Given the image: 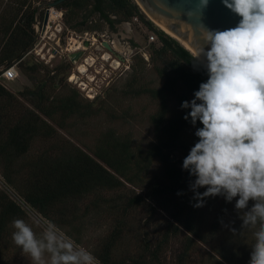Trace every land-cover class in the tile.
Here are the masks:
<instances>
[{"label": "trees", "instance_id": "obj_1", "mask_svg": "<svg viewBox=\"0 0 264 264\" xmlns=\"http://www.w3.org/2000/svg\"><path fill=\"white\" fill-rule=\"evenodd\" d=\"M40 1L0 0V75L6 62L34 35L36 3ZM56 7L63 10L64 24L74 31H95L97 26L90 25L89 18L96 14L99 22H112V14L123 21L136 15L157 33L159 44H148L149 60L134 54L129 78L117 92L124 99L146 94L155 101V109L147 117L153 140L145 147H132L129 137L109 128L96 138L91 155L59 135L56 128L67 129V120L100 113L111 120L120 117L107 100L116 94L115 89L107 88L106 97L88 99L67 81L68 60L52 66L25 55L16 60L14 65L32 85L12 92L0 82V174L18 197L14 200L0 190V259L9 227L27 209L63 228L106 207L112 214V227L90 248L99 264H248L253 235L237 240L229 234L230 227L224 226L235 198L226 202L222 196L206 197L203 207H193L189 184L195 177L182 169L184 157L198 140L194 133L202 124L197 121L193 126L190 119L185 120L190 109L180 105L191 101L200 83L207 80L206 69L179 41L145 19L134 0H64ZM148 63L159 85L142 81ZM36 142L43 147L34 151ZM174 150L184 154L181 164L169 161ZM155 160L161 162V168L150 182L146 175ZM124 183L140 192L109 195ZM82 199L88 201L79 213L76 204ZM140 210L145 219L133 244L122 245L133 227L134 213ZM156 215L164 220L159 223V237L152 239L144 226ZM173 240L179 246L167 258Z\"/></svg>", "mask_w": 264, "mask_h": 264}, {"label": "clouds", "instance_id": "obj_2", "mask_svg": "<svg viewBox=\"0 0 264 264\" xmlns=\"http://www.w3.org/2000/svg\"><path fill=\"white\" fill-rule=\"evenodd\" d=\"M207 3L199 0L198 7ZM223 3L241 19L222 31L201 26L204 43L193 48L192 58L208 78L180 107L190 109L185 120L202 127L182 169L195 177L189 184L193 207H203L206 197L235 198L241 229L254 237L248 264H264V0ZM13 228L12 239L31 264H99L51 221L39 235L23 219L14 220Z\"/></svg>", "mask_w": 264, "mask_h": 264}, {"label": "rangeland", "instance_id": "obj_3", "mask_svg": "<svg viewBox=\"0 0 264 264\" xmlns=\"http://www.w3.org/2000/svg\"><path fill=\"white\" fill-rule=\"evenodd\" d=\"M139 9L143 13L145 19L149 20L155 28L162 30L158 25L150 20V18L140 7ZM140 21L142 22V20L140 19L138 22L119 21L115 23V29L108 30L107 25L99 22L98 16L96 14H93L89 18L88 23L94 27L97 26L95 32L99 33L103 39L111 43L115 49L121 51L127 61H124V63L118 62V64L116 63L117 60L114 61L109 53H105V58H102L100 54L98 55L97 53L98 56L96 55L93 46H83V48H85L84 57H86L87 59L85 61L87 63L82 66L84 69H79V67V71L76 69L79 64H82L84 62L83 59L78 60L76 63H71L70 65L69 74L72 72L75 76H77V78L75 79L76 82H70L68 79L67 81L71 86H74L80 91L81 96L85 97L83 90L77 86L78 79L83 80L85 82V85L86 83H88L87 85L88 87H90L89 89H92V91L96 92L97 96L95 98L106 97L105 90L109 87L114 88L116 92V94L112 96V98H107V100L112 101L111 104H113L116 113H118L120 117H116L115 119L111 120L106 113H100L99 115L88 119H76L75 121L67 120L66 124H70L67 129L58 127L56 128L59 135L65 138H70L72 142H74L76 145H78L91 155L96 138L109 128H112L115 133L121 136L129 137L132 147L142 148L149 145L153 140L152 126L149 123L147 117L151 112L154 111L156 106L155 101L149 98L146 94L133 98L126 97L124 99L121 95H119V93H117L121 90V88L129 78L131 72V64L133 62V55L139 53L145 59L143 53H146L147 59H145V61L149 60V46L146 42L143 41V37L145 36L143 30H146L144 26L145 24L143 22L140 23ZM147 30H149L148 26ZM87 31L92 32V34L94 33L93 30ZM76 32L82 33L84 31ZM66 36L72 37V41L69 45L73 47V39L77 38L74 34L70 33H68L67 35L65 33L62 34L61 45H65L64 43L66 41ZM53 37L54 35H51V39H45L40 43V53L44 56L43 58L40 57L38 59H35L36 57L33 56L35 57L33 58L31 53H29L28 55L26 53L25 56L27 58H33L40 63L47 64L48 66H52L60 60H64L67 57L66 55L50 57L49 48L53 43ZM92 40H97L94 34ZM154 43L159 44L158 41ZM104 50L105 49H102V52H104ZM146 68L147 70L143 74L142 81L147 83L148 85H159L160 80L152 71L151 64H146ZM16 69L18 71V76L15 80L8 82L3 78L0 79V82H2L12 92L22 90L24 87H29L32 85L31 81L23 73H21L17 67ZM191 131H188L187 133L191 134ZM41 147H43V143L36 142L33 146V150L36 151ZM173 156H175L174 161H178L179 164L182 163L184 154L180 150L172 151L170 157ZM160 168L161 162L159 160H155L146 175V180L150 182L155 181ZM1 189H4L12 199L18 201V197L13 193V190L10 187L6 186L0 174V190ZM132 191L140 192V189L134 188L128 183H124V185L119 190L112 191L109 195H114L116 193H120L121 195H130L132 194ZM87 201L88 199H82L80 202H77L76 206L79 213L83 212V206L85 205V203H87ZM251 202L252 201L250 200L249 207H251ZM234 205L235 199L227 210L228 217L225 221L226 223L224 222V226L230 227L229 234L231 235V237L237 240H242L247 236H252L253 234L252 230L241 229L242 221L239 219L238 212L234 208ZM111 215V212H109L106 207H102L100 208V210L92 211L88 215L83 216L72 226H67L59 229L68 237L72 238L78 245L83 246L90 251L91 246H93L99 239L105 236L111 229ZM134 216L135 220H132L133 227L129 228L128 235H126V237L124 238L122 245L127 242L132 243L134 241L133 238L138 233V226H140L145 219V214L141 210L140 212L137 211L136 213H134ZM140 217L143 218L142 220L138 221ZM22 219L33 227V230L37 233V235L40 234L42 228L48 223V221L41 217L39 214L28 209L26 210L25 216L22 217ZM163 220L164 218L161 217V215H156L147 226H144V230L149 232L152 239H156V237H159L160 229L162 227V225L159 223ZM233 228L236 229V234H233V232L231 231V229ZM14 231L15 229L13 228L12 224L9 227L5 238V249L0 259V264H31V261L26 256V254H23L21 249L15 245L12 239V233ZM76 239H78L79 241H76ZM213 245H215V241ZM178 246V242H174V240L172 241V243H170L169 250L166 252L167 258H170L172 254H175ZM197 252V255L194 254L195 259L199 258V253L203 252V250H197Z\"/></svg>", "mask_w": 264, "mask_h": 264}, {"label": "water", "instance_id": "obj_4", "mask_svg": "<svg viewBox=\"0 0 264 264\" xmlns=\"http://www.w3.org/2000/svg\"><path fill=\"white\" fill-rule=\"evenodd\" d=\"M62 1L64 0H42L37 3L35 23L38 28H44L47 22L48 7H55ZM135 2L147 16L149 15L176 37L185 41L190 49L183 46L191 53L197 44L203 45L204 43L201 38V26L222 31L234 28L241 19L239 15L224 5L223 0H208L207 6L202 9L198 7L199 0H135ZM93 34L104 49L116 56L118 60L124 61V58L99 33L94 32ZM37 35L35 31L30 41L6 62L5 67L14 65L16 60L26 55ZM82 45L89 47L90 41L85 39ZM83 54L84 50L79 49L68 52L67 58L71 63H76ZM174 159L175 156L170 157L169 161H174Z\"/></svg>", "mask_w": 264, "mask_h": 264}, {"label": "built area", "instance_id": "obj_5", "mask_svg": "<svg viewBox=\"0 0 264 264\" xmlns=\"http://www.w3.org/2000/svg\"><path fill=\"white\" fill-rule=\"evenodd\" d=\"M138 22L139 21V18L138 16H133L132 19H131V22ZM140 23H142L140 21ZM144 25V24H143ZM145 26V29L146 30H143V33H145V36H144V40L147 44L149 43H154L156 41H158V36H157V33L154 31V30H147V26ZM53 29V31H52ZM34 30L37 31L38 35L35 39V41L32 43V45L30 46L29 50L27 51V55L29 53L32 54V57L35 58V59H38L40 57H44L41 53H40V43L43 42L45 39H51V35H54V37L52 39H54V42L51 44L50 48H49V54H50V57H53L54 53L55 54H62L63 56H67V53L68 52H73V51H76V50H79V49H83L84 50V53H85V48H83V45H82V42L83 40L87 39L90 41V44L92 46V44L94 42H96L95 40H92L93 39V34L92 32H89V31H84L82 33H77L76 31L70 29L69 27H67L64 22H63V10L62 9H58L56 6L55 7H48V19H47V22L44 26V28H38V25L36 23H34ZM51 32V33H50ZM95 32V31H93ZM74 34L75 37L77 39H73V47L70 46V42L72 41V35L70 37L66 36V41H65V45H61V36L62 34ZM76 43V45H75ZM70 46V48H69ZM143 56L145 57V59H147V54L146 53H143ZM102 58H105L104 55H101ZM67 58V57H66ZM125 58V57H124ZM80 59H83V63L82 64H79L77 66V70H78V67L79 69H84L82 66L85 65V62L87 59L86 57H84V54L80 57ZM79 59V60H80ZM114 61H118L119 63H122L120 60L118 59H113ZM125 61H127V59H125ZM118 63V64H119ZM111 65V64H110ZM82 67V68H80ZM79 71V70H78ZM82 71V70H81ZM80 71V72H81ZM18 76V71L15 67V65H11V66H6L1 75H0V79L3 78L7 81H13L17 78ZM77 76L74 75V73H70L68 76H67V79L70 81V82H76V79ZM79 78V77H78ZM85 82L83 80H79L77 81V86L79 88H81L84 92V96L88 99H94L97 95H96V92L95 91H92V89H89L90 87H88V83H86V85L84 84ZM89 89V90H88Z\"/></svg>", "mask_w": 264, "mask_h": 264}, {"label": "flooded vegetation", "instance_id": "obj_6", "mask_svg": "<svg viewBox=\"0 0 264 264\" xmlns=\"http://www.w3.org/2000/svg\"><path fill=\"white\" fill-rule=\"evenodd\" d=\"M109 18L112 20V22H109V21H104V24L105 25H107V27H108V30H113V29H115V23L116 22H119V21H123V20H119L118 19V17L116 16V15H112V14H110L109 15ZM53 42H54V39H53ZM133 43V42H132ZM111 44V43H110ZM112 45V44H111ZM90 46H91V44H90ZM92 46H93V48H94V51H95V53H96V55H97V53H98V55L100 54V56L101 55H104L105 53H109L110 55H111V57L114 59V58H116V56H114V55H112L110 52H108L106 49V51L104 50V52H102V49H104L103 47H102V45H101V43H100V41L99 40H96V42H94L93 44H92ZM112 47H113V45H112ZM114 48V47H113ZM115 49V48H114ZM123 58H124V56H123V54L121 53V51H118L117 49H115ZM97 55V56H98ZM56 56H58V54H55L54 53V55H53V57H56ZM59 56H63L62 54H60ZM117 59V58H116ZM64 60H68V58H65ZM69 61V60H68ZM124 61H125V58H124ZM124 61L122 62V63H124ZM70 62V61H69Z\"/></svg>", "mask_w": 264, "mask_h": 264}, {"label": "bare ground", "instance_id": "obj_7", "mask_svg": "<svg viewBox=\"0 0 264 264\" xmlns=\"http://www.w3.org/2000/svg\"><path fill=\"white\" fill-rule=\"evenodd\" d=\"M148 17L156 24V25H158L164 32H166L168 35H170V36H172L173 38H177V40L182 44V45H184L185 47H187V48H189L190 49V47L188 46V44L185 42V41H183L181 38H178V37H176L170 30H168L166 27H164L163 25H161V24H159L158 22H156V21H154L149 15H148ZM116 63H118V61H116ZM83 70V69H82Z\"/></svg>", "mask_w": 264, "mask_h": 264}, {"label": "crops", "instance_id": "obj_8", "mask_svg": "<svg viewBox=\"0 0 264 264\" xmlns=\"http://www.w3.org/2000/svg\"><path fill=\"white\" fill-rule=\"evenodd\" d=\"M8 82H11V81H8Z\"/></svg>", "mask_w": 264, "mask_h": 264}]
</instances>
